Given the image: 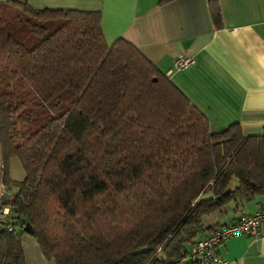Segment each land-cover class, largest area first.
<instances>
[{
	"label": "trees",
	"instance_id": "16d2710c",
	"mask_svg": "<svg viewBox=\"0 0 264 264\" xmlns=\"http://www.w3.org/2000/svg\"><path fill=\"white\" fill-rule=\"evenodd\" d=\"M99 21L0 2V182L12 190L0 264H25L26 222L50 264H192L189 247L215 229L203 216L264 195V134L210 130L134 45L108 46Z\"/></svg>",
	"mask_w": 264,
	"mask_h": 264
},
{
	"label": "crops",
	"instance_id": "0c3cea01",
	"mask_svg": "<svg viewBox=\"0 0 264 264\" xmlns=\"http://www.w3.org/2000/svg\"><path fill=\"white\" fill-rule=\"evenodd\" d=\"M25 1L38 9L99 11L105 43L121 37L134 45L206 117L210 130L237 123L244 135L264 134V0H217L220 28L212 25L207 0ZM177 55L192 61L174 69ZM235 184L232 178L228 188ZM262 208L264 195H256L229 202L202 222L217 228ZM22 252L25 264H50L30 237ZM217 253L228 264H264V229L258 237L227 238Z\"/></svg>",
	"mask_w": 264,
	"mask_h": 264
},
{
	"label": "built area",
	"instance_id": "2783aa9c",
	"mask_svg": "<svg viewBox=\"0 0 264 264\" xmlns=\"http://www.w3.org/2000/svg\"><path fill=\"white\" fill-rule=\"evenodd\" d=\"M191 61L189 56L177 55L172 61V66L174 69H181L188 66ZM0 178H2L1 171ZM11 194L12 190L0 182V225L6 226L8 231L12 227L8 224L9 207L5 202L10 198ZM262 229H264V208L252 213H242L240 216L231 219L228 223L215 228L210 233L194 241L188 249V259L192 264H228L217 253L218 246L227 238L239 234L258 237Z\"/></svg>",
	"mask_w": 264,
	"mask_h": 264
},
{
	"label": "rangeland",
	"instance_id": "374dc122",
	"mask_svg": "<svg viewBox=\"0 0 264 264\" xmlns=\"http://www.w3.org/2000/svg\"><path fill=\"white\" fill-rule=\"evenodd\" d=\"M2 163L0 156V164ZM2 166V165H1ZM7 177L10 180H20L23 177V171L17 158L12 157L7 164ZM204 218V216H203ZM23 239L28 237L27 234H23Z\"/></svg>",
	"mask_w": 264,
	"mask_h": 264
},
{
	"label": "water",
	"instance_id": "95a60500",
	"mask_svg": "<svg viewBox=\"0 0 264 264\" xmlns=\"http://www.w3.org/2000/svg\"><path fill=\"white\" fill-rule=\"evenodd\" d=\"M23 232L28 233V234L30 233V226L27 222L25 223L23 227Z\"/></svg>",
	"mask_w": 264,
	"mask_h": 264
}]
</instances>
